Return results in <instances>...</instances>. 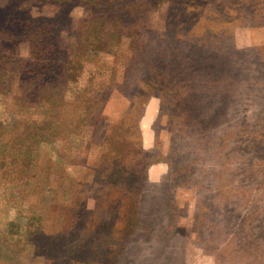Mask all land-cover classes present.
<instances>
[{
	"label": "rangeland",
	"instance_id": "rangeland-1",
	"mask_svg": "<svg viewBox=\"0 0 264 264\" xmlns=\"http://www.w3.org/2000/svg\"><path fill=\"white\" fill-rule=\"evenodd\" d=\"M0 264H264V0H0Z\"/></svg>",
	"mask_w": 264,
	"mask_h": 264
}]
</instances>
